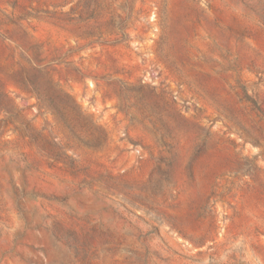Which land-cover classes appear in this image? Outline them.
Here are the masks:
<instances>
[{
  "label": "rangeland",
  "instance_id": "374dc122",
  "mask_svg": "<svg viewBox=\"0 0 264 264\" xmlns=\"http://www.w3.org/2000/svg\"><path fill=\"white\" fill-rule=\"evenodd\" d=\"M0 264H264V0H0Z\"/></svg>",
  "mask_w": 264,
  "mask_h": 264
}]
</instances>
